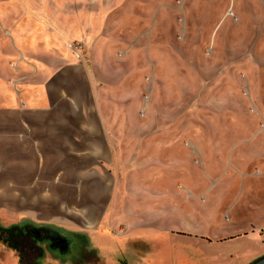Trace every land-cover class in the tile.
Segmentation results:
<instances>
[{"label": "rangeland", "instance_id": "obj_1", "mask_svg": "<svg viewBox=\"0 0 264 264\" xmlns=\"http://www.w3.org/2000/svg\"><path fill=\"white\" fill-rule=\"evenodd\" d=\"M59 1L89 16L79 42L88 64L121 87L129 105L125 130L166 132L153 150L162 177L155 186L172 197L174 210L157 229L174 231L173 238L158 233L150 250L134 245L126 252L130 261L194 264L205 251L177 232L214 238L221 226L226 234L264 229V0ZM14 60L0 59L1 78L16 72ZM249 170L263 176L245 177ZM8 225L0 218V264H59L28 226ZM44 226L32 228L45 232ZM89 233L80 237L85 244ZM91 241L101 257L124 258L121 245L108 252Z\"/></svg>", "mask_w": 264, "mask_h": 264}, {"label": "crops", "instance_id": "obj_2", "mask_svg": "<svg viewBox=\"0 0 264 264\" xmlns=\"http://www.w3.org/2000/svg\"><path fill=\"white\" fill-rule=\"evenodd\" d=\"M75 7L59 0L0 4V45L9 50L0 59L16 62V72L0 76V218L9 227L40 222L62 235L64 248L52 246L59 264L83 257L89 264H140L128 256L134 245L150 250L158 233L173 238L174 231L157 229L174 210L172 197L155 186L162 177L153 150L166 132L125 130L129 105L121 87L68 48L86 40L89 25L85 10ZM221 227L214 238L177 232L205 251L194 264H248L264 255L261 226L228 234ZM82 232L108 252L121 245L124 258L101 257L92 238L81 241Z\"/></svg>", "mask_w": 264, "mask_h": 264}, {"label": "flooded vegetation", "instance_id": "obj_3", "mask_svg": "<svg viewBox=\"0 0 264 264\" xmlns=\"http://www.w3.org/2000/svg\"><path fill=\"white\" fill-rule=\"evenodd\" d=\"M27 232H29V235H32L33 237H36L38 240L43 241L44 244L48 245V247L52 248V246L54 245L55 242H59L61 247L64 248V246H62V243H64V240L62 235L59 236L56 231H53L51 229L42 232L39 231L35 228L29 227V229L27 230ZM63 234V233H62ZM64 235L66 237L70 236L71 238H73L71 235L65 234ZM77 240V239H76ZM78 241L80 242V240L78 239ZM35 248H39L40 251H44L47 250V247H35ZM61 252H63V249H60Z\"/></svg>", "mask_w": 264, "mask_h": 264}, {"label": "built area", "instance_id": "obj_4", "mask_svg": "<svg viewBox=\"0 0 264 264\" xmlns=\"http://www.w3.org/2000/svg\"><path fill=\"white\" fill-rule=\"evenodd\" d=\"M68 48L71 50L73 55L80 61L84 62L85 54H84V46L79 41H74L68 44Z\"/></svg>", "mask_w": 264, "mask_h": 264}, {"label": "water", "instance_id": "obj_5", "mask_svg": "<svg viewBox=\"0 0 264 264\" xmlns=\"http://www.w3.org/2000/svg\"><path fill=\"white\" fill-rule=\"evenodd\" d=\"M248 264H264V255L254 259L253 261H251Z\"/></svg>", "mask_w": 264, "mask_h": 264}, {"label": "bare ground", "instance_id": "obj_6", "mask_svg": "<svg viewBox=\"0 0 264 264\" xmlns=\"http://www.w3.org/2000/svg\"><path fill=\"white\" fill-rule=\"evenodd\" d=\"M5 217V216H4ZM8 217V216H7ZM18 218V217H17ZM14 220V219H13ZM144 231V230H143ZM96 235H98V234H96ZM146 235V234H145ZM110 237H112V236H110ZM97 238V237H96ZM172 238V237H171ZM98 239V238H97ZM97 239H95V240H97ZM101 239V238H100ZM108 241V240H107ZM109 242V241H108ZM107 242V243H108ZM99 243V242H98ZM106 242H105V244H107ZM100 244H102V243H100ZM104 244V243H103ZM163 254H166V253H163Z\"/></svg>", "mask_w": 264, "mask_h": 264}, {"label": "trees", "instance_id": "obj_7", "mask_svg": "<svg viewBox=\"0 0 264 264\" xmlns=\"http://www.w3.org/2000/svg\"><path fill=\"white\" fill-rule=\"evenodd\" d=\"M11 229H13V227Z\"/></svg>", "mask_w": 264, "mask_h": 264}]
</instances>
